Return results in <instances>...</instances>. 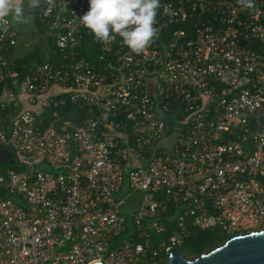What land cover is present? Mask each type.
Wrapping results in <instances>:
<instances>
[{"label":"built area","instance_id":"obj_1","mask_svg":"<svg viewBox=\"0 0 264 264\" xmlns=\"http://www.w3.org/2000/svg\"><path fill=\"white\" fill-rule=\"evenodd\" d=\"M254 5L161 0L159 38L136 55L120 37L95 41L80 23L89 0H42L63 63L28 73L9 57L12 21L0 25V146L25 168L0 172L13 197H0V264H166L193 229H264V0ZM69 105L72 119L59 112Z\"/></svg>","mask_w":264,"mask_h":264},{"label":"clouds","instance_id":"obj_2","mask_svg":"<svg viewBox=\"0 0 264 264\" xmlns=\"http://www.w3.org/2000/svg\"><path fill=\"white\" fill-rule=\"evenodd\" d=\"M25 0H0V25L23 23ZM53 3V0H48ZM241 9H253L254 0H237ZM41 0H28V8L36 9ZM161 0H89V10L80 18L96 42L104 45L120 37L131 53L142 54L159 38L156 27Z\"/></svg>","mask_w":264,"mask_h":264},{"label":"trees","instance_id":"obj_3","mask_svg":"<svg viewBox=\"0 0 264 264\" xmlns=\"http://www.w3.org/2000/svg\"><path fill=\"white\" fill-rule=\"evenodd\" d=\"M35 23L36 30L32 32V35L39 39L38 44H36L33 50L25 49V44H20L19 46L12 48L9 53V57L12 60V64L15 69H22L24 73H28L30 69H32L36 65H40L44 62H49L55 67H60L63 63V55L60 50L57 48L55 39L51 35L49 30V26L46 21L38 16V13L35 14ZM93 46V37L86 36L84 41L82 42V47L79 49L81 56H88L89 52H91V48ZM25 66L23 69L22 66ZM59 112L62 114L61 116L64 118H68L71 116V113L76 116V111L70 105L65 109H60ZM0 148L4 150L13 151L6 146H0ZM8 169L21 172L24 171L25 168L21 166L17 161L13 165H0V172H4ZM0 197L5 199H13L11 195H9L5 190L0 189ZM175 208L173 206L170 207V211L168 216H174ZM128 227L132 231V221L130 218L127 219ZM174 225L172 223L171 228ZM229 239L228 236L222 238L218 243L217 240H214L210 232L208 230L201 231L199 229H193L191 236L187 239L188 242H193V250L194 254H200L203 250L207 248H213L216 244H223ZM210 248V249H211ZM166 263V262H165Z\"/></svg>","mask_w":264,"mask_h":264},{"label":"water","instance_id":"obj_4","mask_svg":"<svg viewBox=\"0 0 264 264\" xmlns=\"http://www.w3.org/2000/svg\"><path fill=\"white\" fill-rule=\"evenodd\" d=\"M15 162L11 151L0 148V165H13ZM167 264H264V229L232 237L194 259L185 258L180 248H173L168 252Z\"/></svg>","mask_w":264,"mask_h":264},{"label":"rangeland","instance_id":"obj_5","mask_svg":"<svg viewBox=\"0 0 264 264\" xmlns=\"http://www.w3.org/2000/svg\"><path fill=\"white\" fill-rule=\"evenodd\" d=\"M24 9H25V17H26L25 21L23 23H19V24L12 22L13 27H14L15 31L17 32L16 47L19 46L20 44H22V45L25 44V49L27 48L28 50H33L34 46L36 44H38L37 42H39V39L32 35V32L34 30H36L35 14H36V11L38 10V8H36V9L24 8ZM70 118L71 119L74 118L73 113H71ZM125 189H126V194H129L130 193V183H129L128 173H127L126 179H125ZM131 201L132 200H129L127 202L126 206L131 204ZM127 211H128V208L125 207V212H127ZM208 231L210 232L211 237L214 240H217V243L227 235L220 228L210 229ZM219 245H220V243L213 246V248L210 247L211 249L207 248L200 254L209 252L210 250L218 247ZM180 249L182 250L181 251L182 255L185 257H188L190 259H194L197 256H199V255H195V256L193 255L195 253L193 250V242H188L186 240L185 244H183L180 247Z\"/></svg>","mask_w":264,"mask_h":264},{"label":"flooded vegetation","instance_id":"obj_6","mask_svg":"<svg viewBox=\"0 0 264 264\" xmlns=\"http://www.w3.org/2000/svg\"><path fill=\"white\" fill-rule=\"evenodd\" d=\"M238 235H241V234H239V233H236V234H232V235H229V234H227L226 236H228L229 237V239L230 238H232V237H235V236H238ZM221 245V244H220ZM182 251V250H181ZM204 251V250H203ZM182 253V252H181ZM194 256L195 255H200V254H193ZM185 257V256H184ZM185 258H187V259H190V258H188V257H185ZM167 262H168V258H167V260H166V264H167Z\"/></svg>","mask_w":264,"mask_h":264},{"label":"crops","instance_id":"obj_7","mask_svg":"<svg viewBox=\"0 0 264 264\" xmlns=\"http://www.w3.org/2000/svg\"><path fill=\"white\" fill-rule=\"evenodd\" d=\"M41 2H42V0H41ZM27 4H28V0H25L24 8H28ZM36 12H37V11H36Z\"/></svg>","mask_w":264,"mask_h":264}]
</instances>
